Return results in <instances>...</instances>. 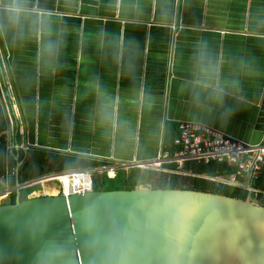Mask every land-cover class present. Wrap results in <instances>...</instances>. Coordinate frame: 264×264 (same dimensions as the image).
I'll return each instance as SVG.
<instances>
[{"label": "crops", "instance_id": "crops-1", "mask_svg": "<svg viewBox=\"0 0 264 264\" xmlns=\"http://www.w3.org/2000/svg\"><path fill=\"white\" fill-rule=\"evenodd\" d=\"M0 108L14 185L16 151L152 161L186 121L261 144L264 0H0Z\"/></svg>", "mask_w": 264, "mask_h": 264}, {"label": "water", "instance_id": "water-1", "mask_svg": "<svg viewBox=\"0 0 264 264\" xmlns=\"http://www.w3.org/2000/svg\"><path fill=\"white\" fill-rule=\"evenodd\" d=\"M0 264H264V206L144 187L67 199L18 193L0 205Z\"/></svg>", "mask_w": 264, "mask_h": 264}, {"label": "built area", "instance_id": "built-area-1", "mask_svg": "<svg viewBox=\"0 0 264 264\" xmlns=\"http://www.w3.org/2000/svg\"><path fill=\"white\" fill-rule=\"evenodd\" d=\"M174 145L176 150L173 153L163 151L152 161L112 163L98 166V168L63 171L47 174L18 185L11 184L12 179L17 177V170L13 166H7L6 171L0 174V187L3 188L0 191V200L5 201L8 195L22 189L33 190L31 193L36 194L38 188L39 196L66 199L72 196H81L94 191V183L97 178L108 176L113 180L117 171L128 169L150 170L188 177L189 175L184 173L183 169L189 161L225 165L234 173L226 179L218 178L211 181L229 187H243L250 195H257L258 191L254 190L252 186L259 180L264 168V142L251 145L202 123L186 121L179 125V135L175 139ZM7 160H9V156ZM169 164H174L175 170L168 169L167 165ZM204 179L207 180V178Z\"/></svg>", "mask_w": 264, "mask_h": 264}, {"label": "trees", "instance_id": "trees-1", "mask_svg": "<svg viewBox=\"0 0 264 264\" xmlns=\"http://www.w3.org/2000/svg\"><path fill=\"white\" fill-rule=\"evenodd\" d=\"M1 112L0 108V123L3 118ZM177 131L169 130L166 132L167 150L171 153L176 150L174 142L179 135V130ZM1 140L0 159L4 148H6L4 138ZM15 153L19 156V160L14 165L24 161L19 172L20 183H24L30 179L39 178L44 174L68 170L98 168V166L104 164L93 159L78 157L75 155H65L57 152L53 153L44 149L36 148H32L27 152L16 151ZM167 168L173 171L175 170V165L169 164L167 165ZM183 172L189 176L182 177L166 173L141 172L137 169L120 170L117 173L115 180H110L108 177L96 179L94 183V192L133 191L138 187H145L150 184L153 185L152 189L154 190H188L174 187V182L179 179H183L184 182H187L189 185H193L195 187L192 191L211 193L238 200L249 199L250 193L243 187H229L211 181L212 179L218 178L226 179L234 173L233 170L226 168L225 165L216 163L202 164L195 161H189L185 164ZM204 178H207V180ZM240 182L242 183L243 181ZM252 187L254 190L258 191V195H253L258 197V199H261L264 196V168L261 172L259 180L253 184ZM27 199V192H22L20 200L25 201ZM16 200L17 197L14 195L7 204H14Z\"/></svg>", "mask_w": 264, "mask_h": 264}, {"label": "rangeland", "instance_id": "rangeland-1", "mask_svg": "<svg viewBox=\"0 0 264 264\" xmlns=\"http://www.w3.org/2000/svg\"><path fill=\"white\" fill-rule=\"evenodd\" d=\"M8 75V74H7ZM8 78H10L9 77V75L7 76ZM12 87H10V92H11V94H12ZM5 91V90H4ZM13 97V95L11 96V98ZM5 99H7V97H6V95H5ZM7 103L9 104V101H8V99H7ZM14 103H15V101H14ZM10 111V113L12 114V111L11 110H9ZM19 118H20V116L18 117V121H19ZM16 126V124H15V121L13 120V127H15ZM14 141H16V137L14 136ZM19 141H24V136L23 135H21V136H19ZM60 152H57V153H61V154H67V153H65L64 152V150H59ZM67 155H71L70 153H68ZM139 171H141V172H152V171H150V170H140L139 169ZM157 173V172H156ZM182 177H184V176H182ZM186 179V178H185ZM174 187L175 188H180V189H188V190H193L195 187L193 186V185H189L187 182H184V180L182 179H179L178 181H176V182H174ZM152 186L153 185H147V186H145L144 188H152ZM162 187H165V186H162ZM162 187H159V188H162ZM165 188H167V187H165ZM1 190H3V188L2 187H0V191ZM26 194V193H25ZM256 195V194H255ZM258 195V194H257ZM10 195H8L7 196V200H5V201H1L0 200V205H2V204H7L9 201H10ZM249 199L250 200H252L253 202H255V203H258V204H260V205H264V196L261 198V199H258V197H256V196H254L253 194L252 195H250L249 196ZM260 202V203H259Z\"/></svg>", "mask_w": 264, "mask_h": 264}, {"label": "clouds", "instance_id": "clouds-1", "mask_svg": "<svg viewBox=\"0 0 264 264\" xmlns=\"http://www.w3.org/2000/svg\"><path fill=\"white\" fill-rule=\"evenodd\" d=\"M10 14L15 18L19 19L20 15L23 13L24 8L23 7H17V6H12L8 9Z\"/></svg>", "mask_w": 264, "mask_h": 264}, {"label": "flooded vegetation", "instance_id": "flooded-vegetation-1", "mask_svg": "<svg viewBox=\"0 0 264 264\" xmlns=\"http://www.w3.org/2000/svg\"><path fill=\"white\" fill-rule=\"evenodd\" d=\"M116 176H117V173H116ZM116 176H115V178H116ZM105 177H108V176H105ZM109 179V178H108ZM110 180H112V179H110ZM113 180H115V179H113Z\"/></svg>", "mask_w": 264, "mask_h": 264}]
</instances>
